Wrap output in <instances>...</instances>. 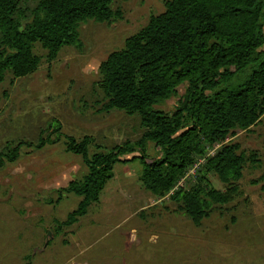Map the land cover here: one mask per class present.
Masks as SVG:
<instances>
[{"label":"trees","instance_id":"1","mask_svg":"<svg viewBox=\"0 0 264 264\" xmlns=\"http://www.w3.org/2000/svg\"><path fill=\"white\" fill-rule=\"evenodd\" d=\"M163 1L165 9L99 65L103 96L98 111L138 114L143 128L138 139L104 149L90 135L63 134L53 119L36 141L7 142L0 150V168L14 162L24 145L41 149L61 139L66 152L80 156L85 173L55 190L56 203L70 193L80 197L64 220H55L57 234L99 201L115 163L139 159L142 187L158 198L169 194L175 210L200 225L212 204L224 205L238 193L246 159H256L254 152L246 155L227 139L264 117V0ZM111 3L37 0L31 19L22 25L19 0H0V82L7 72L18 78L37 69L36 43L46 49L48 61L63 46L79 45L82 22L119 15ZM172 96L178 98L173 110L155 107ZM147 142L158 155H148ZM90 145L95 147L91 154ZM198 159L203 161L193 181L184 179L187 185L178 186ZM208 175H215L223 189L215 188ZM25 264H31L30 258Z\"/></svg>","mask_w":264,"mask_h":264},{"label":"rangeland","instance_id":"2","mask_svg":"<svg viewBox=\"0 0 264 264\" xmlns=\"http://www.w3.org/2000/svg\"><path fill=\"white\" fill-rule=\"evenodd\" d=\"M36 4L37 0H19L22 25L31 19ZM111 8L119 15L110 21L80 24L79 45L63 46L48 61L46 49L36 43L37 69L18 78L6 73L0 82V150L7 142L36 141L53 119L63 134L90 135L104 149L142 135L138 114L115 108L98 111L103 96L99 65L165 5L163 0H112ZM177 99L172 96L155 107L171 111ZM227 140L238 143L246 155L254 152L256 159H246L238 193L224 205L212 204L200 225L187 215H179L173 224L163 220L145 224L141 216H130L140 201L131 202L120 190L125 184L142 186L138 177L143 164L134 159L115 163V176L106 186L112 194L108 196V189L100 193L96 210L107 220L91 225V204L59 234L54 232L55 220H64L80 197L70 193L56 203L55 190L81 177L86 167L79 155L65 151L63 139L41 149L24 145L14 162L0 168V264H25L29 258L31 264H264V117L247 130L236 129ZM94 151L90 145L89 153ZM146 151L150 157L159 154L152 142H147ZM200 163L188 170L187 182L193 181ZM125 174L130 176L122 177ZM208 177L215 188L223 189L215 175ZM164 201L152 209L164 206ZM139 224L145 228L133 239L131 228Z\"/></svg>","mask_w":264,"mask_h":264},{"label":"crops","instance_id":"3","mask_svg":"<svg viewBox=\"0 0 264 264\" xmlns=\"http://www.w3.org/2000/svg\"><path fill=\"white\" fill-rule=\"evenodd\" d=\"M114 176L115 175L113 174L112 178H114ZM129 176H130L129 174L122 175V177H124V178H127ZM106 186H107V182H106L102 192L105 189H108L107 191H108V196H109L112 193L110 192V188L109 187L106 188ZM125 186H126L125 189H121L120 190L121 193L124 194V196H126L128 198V200H130L131 202L140 201L137 204L136 208H134V210H133V212L131 213L130 216H134V215H136L137 217L141 216V222L142 223L144 222L146 224V223L151 222L153 220V224H155V220H158V221L163 220V221H170L173 224V223L179 221V219L181 217L179 215H185L184 213H181V212L175 210V207L173 206L172 201L169 199V196H168L169 194H167V195H165L163 197H160V198H158L156 196H155V198H152L150 196V194L149 195L145 194V192H144L145 190H142V189H144V188H142V186L140 188L133 187V186H130L128 184H125ZM120 187L121 186L119 185L118 187H114L113 186L111 188L117 189V188H120ZM144 197H147V199L142 201V199ZM166 199L169 200V202H167ZM160 201H164L165 205L161 206L159 208L152 209L155 205L158 204L157 202H160ZM99 203H101V196H100V199H99V201L97 203H95V204L93 203V205L90 206V210L89 211H92V212L90 213V220L89 221H90L91 225L99 224L102 221L107 220L106 218H104L102 215L99 214L98 210H96L97 204H99ZM146 210H149L150 212L145 213L144 211H146ZM130 216L128 215L126 218H124L123 222H127L128 221V217H130ZM167 217H169V220H167L168 219ZM75 223H73L71 226H73ZM145 224H143V225L139 224L136 227H132L131 228V230L133 232V236H132L133 239H135L134 233L137 234L138 232L143 231L144 228H145ZM166 242L169 243V240L167 239ZM93 262H95V261H93ZM77 264H86V263L78 262ZM93 264H95V263H93Z\"/></svg>","mask_w":264,"mask_h":264},{"label":"built area","instance_id":"4","mask_svg":"<svg viewBox=\"0 0 264 264\" xmlns=\"http://www.w3.org/2000/svg\"><path fill=\"white\" fill-rule=\"evenodd\" d=\"M200 160L203 161V159H200ZM200 160H199V161H200ZM199 161H198V162H199ZM198 162H196V163H198ZM196 163H195V164H196ZM195 164H194V165H195ZM194 165H193V166H194ZM186 177H187V174H186L183 178H181V179L179 180V182H178L177 185H178V186H181V185H182V182H184V179H186Z\"/></svg>","mask_w":264,"mask_h":264}]
</instances>
